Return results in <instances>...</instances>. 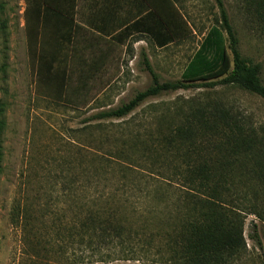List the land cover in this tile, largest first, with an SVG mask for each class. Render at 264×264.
<instances>
[{
    "label": "trees",
    "instance_id": "obj_1",
    "mask_svg": "<svg viewBox=\"0 0 264 264\" xmlns=\"http://www.w3.org/2000/svg\"><path fill=\"white\" fill-rule=\"evenodd\" d=\"M162 1V10L172 12V3ZM239 1L240 6L235 5V9L244 23L264 30V0ZM214 2L219 20L207 31L179 80L161 82L142 53L141 65L149 74L151 85L125 104L99 112L90 120L121 121L148 99L177 91L201 90L205 98L164 106L152 120L165 123V127L142 131L122 128L119 144L106 151L108 156L98 154L111 160L123 175L124 170H138L143 175L136 179L138 183H129L122 177L113 184L132 187L128 192L97 191L99 187L104 189L101 177L110 167L103 164L102 169L99 162L81 161L78 174L47 179L52 190L59 189L60 196L70 201L76 196L77 206L72 213L62 214L64 219L69 216L70 223H63L62 216L54 214L45 242L33 231L27 205L14 203L11 220L21 231L26 255L31 260H40L41 253L44 258L38 264H106L137 261L138 257L151 258L148 261L155 264H235L244 258L245 220L248 216L262 219L264 212V126L254 125L249 114L213 95L217 88H235L264 101L262 68L240 55L224 1ZM44 5H48V0H36L32 7L39 29L44 25ZM153 12L158 14L159 10L151 9ZM163 13L156 19L169 34L163 38L155 30L151 33L159 47L170 44L174 32L171 13L165 20ZM46 37L58 41L59 48L48 54V71L56 80L54 96L62 99L68 67L64 62L61 69L58 57L66 37L40 33L41 59L44 50L47 53ZM99 144L95 148H102ZM91 190L94 193L89 199ZM132 197L145 205L138 221L131 220L133 217L123 210L125 203L131 205ZM252 228L256 234V225L252 224Z\"/></svg>",
    "mask_w": 264,
    "mask_h": 264
},
{
    "label": "rangeland",
    "instance_id": "obj_2",
    "mask_svg": "<svg viewBox=\"0 0 264 264\" xmlns=\"http://www.w3.org/2000/svg\"><path fill=\"white\" fill-rule=\"evenodd\" d=\"M34 1L0 0V264H38L44 258L43 253L39 254L40 260L34 261L26 255L22 233L11 220L14 203L27 205L33 231L45 242L54 214L62 216L66 212L72 213L77 206L76 196L72 201L64 195L60 196L59 189L52 190L47 179L78 174L81 161L93 164L99 162L102 163V169L104 165L110 167L104 168V172L100 170L104 173L101 177L104 189L99 187L97 191L107 193L118 189L117 193L128 192L132 187L126 189L114 187L113 184L122 177L128 179L129 183H138L136 179L143 175L138 170H124L123 175L111 160L99 155L108 156L106 151L119 144V131L122 128L142 131L165 127V123L152 120L163 111L164 106L205 98L201 90L177 91L148 99L121 121L90 120L93 115L116 109L138 92L146 90L151 85V78L143 70L140 57L131 60L133 48L130 43L127 46L130 52L125 51L123 59L122 52L115 53V59L108 66L92 67L90 61H85L81 66L77 61H69L63 97L57 99L54 96L55 76L53 79L48 71V54L53 48L59 47L46 37L44 48L47 53L45 55L44 50L42 59L39 58L38 36L41 29L35 25L32 12ZM169 1L172 3V12L168 13L173 17L172 31L174 29L172 42L166 47H155L148 36L154 30L161 33L163 38L169 33L159 25L157 19L153 26L149 15L146 17L141 12L158 9L156 15L163 11V18L168 17V13L162 10L163 1L131 0L132 4L139 6L138 12L146 17L143 20L145 34L141 37L143 42L139 47L145 50L161 82L180 79L203 37L219 20L214 0ZM223 1L238 40V51L243 58L261 65L260 80L264 86V30L254 29L244 23L235 9V5L240 6L239 0ZM130 13L134 15L132 8ZM60 48L59 57L62 59L69 53L73 55L77 46L66 48L63 44ZM64 62H59L62 64L61 69L64 68ZM65 65L67 67L66 62ZM216 91L213 96L221 97L239 112L249 114L254 125L264 126L263 100L235 88H217ZM98 123L102 127H96ZM97 143L102 148H95ZM80 144L84 148L80 149ZM131 192L136 194V191ZM88 193L89 199H92L94 191ZM77 195L80 193L77 192ZM130 203L133 206L125 203L123 210L133 217H130L131 220L138 221L137 216L145 210V205L133 197ZM261 209L264 210V206ZM61 219L65 224L71 222L69 216L65 219L62 216ZM252 224L256 225V234L253 233ZM244 238L247 251L244 258L235 264H264V212L262 219L254 216L246 218ZM138 259L106 264H155L148 261L151 260L148 257Z\"/></svg>",
    "mask_w": 264,
    "mask_h": 264
},
{
    "label": "crops",
    "instance_id": "obj_3",
    "mask_svg": "<svg viewBox=\"0 0 264 264\" xmlns=\"http://www.w3.org/2000/svg\"><path fill=\"white\" fill-rule=\"evenodd\" d=\"M138 7L131 0H48V5L41 8L44 25L40 33L49 37L64 35L66 48L77 46L74 56L69 53L62 59L58 57L67 63V67L71 60L81 66L85 61H90L92 67L105 66L115 59L117 52L123 53V59L130 43L133 48L131 60L142 53L147 57L145 50L139 47L143 42L141 37L145 34L144 24H137L141 18L149 15L154 26L156 14L149 10L141 12L143 16L138 12ZM131 8L134 15L130 13ZM148 37L156 47L153 37Z\"/></svg>",
    "mask_w": 264,
    "mask_h": 264
}]
</instances>
